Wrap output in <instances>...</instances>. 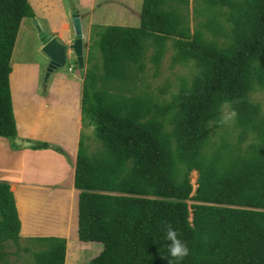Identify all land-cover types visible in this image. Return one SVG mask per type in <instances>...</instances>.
Segmentation results:
<instances>
[{
	"label": "trees",
	"instance_id": "trees-1",
	"mask_svg": "<svg viewBox=\"0 0 264 264\" xmlns=\"http://www.w3.org/2000/svg\"><path fill=\"white\" fill-rule=\"evenodd\" d=\"M189 2L142 0L138 25H93L81 119L102 146L89 154L81 132L74 169L77 237L102 244L88 264H168V224L190 250L172 264H264V109L250 96L264 87V0H194L191 16ZM33 15L29 0H0V135L12 139L10 58L21 19ZM169 47L171 66L193 70L177 88L154 90L142 81L146 60L157 74ZM225 100L237 112L233 137L211 126ZM19 229L0 180V260ZM29 239L47 243L26 264H64V236Z\"/></svg>",
	"mask_w": 264,
	"mask_h": 264
},
{
	"label": "crops",
	"instance_id": "crops-1",
	"mask_svg": "<svg viewBox=\"0 0 264 264\" xmlns=\"http://www.w3.org/2000/svg\"><path fill=\"white\" fill-rule=\"evenodd\" d=\"M94 1L89 0V4ZM104 1L94 9V15L99 19L114 14L108 11L109 1L102 7L104 11L100 10V5ZM140 2L136 4L135 0H127L128 7L117 13L120 15V22L106 23L101 20L99 24L138 25L142 0ZM14 49L15 45L10 58L9 87L17 135L23 140L47 141L60 147L55 149L22 145L11 152L0 147V180L9 182L13 191L20 220L19 234L22 238L50 234L64 236L65 259L69 252H75L78 256V253L84 252L87 247L95 255L102 248V244L96 246L98 244H94L93 241L77 237L79 189L74 185V169L79 137L81 132L84 134L85 129L81 119L83 76L79 68L75 69L74 64L62 72L56 68L50 72L46 80L44 79L45 82L42 84L44 87L41 88L37 82L38 76L40 78L41 64L38 63L39 66L35 67L36 75L28 73L29 63L19 59L18 57L22 55L16 54ZM47 61L48 58L46 65ZM23 66L26 70L21 68ZM0 143H4L1 138ZM20 198L23 199V208L19 203ZM43 212L51 215L49 224L46 218L43 220L39 215ZM44 223L45 226L42 225ZM54 223L62 226L53 231ZM73 264H77V261L75 260Z\"/></svg>",
	"mask_w": 264,
	"mask_h": 264
},
{
	"label": "rangeland",
	"instance_id": "rangeland-1",
	"mask_svg": "<svg viewBox=\"0 0 264 264\" xmlns=\"http://www.w3.org/2000/svg\"><path fill=\"white\" fill-rule=\"evenodd\" d=\"M95 1L90 5L89 0H29L32 9L34 10V15L24 16L21 19L20 26L16 36L17 41L15 39L14 42L15 45L14 50L16 54L19 53V55H22L18 57L19 59L26 60V62L29 63V65H27L28 73H33V75H36L37 72L35 71V67L38 65V63L41 64L42 67L41 68L39 67L40 78L38 76L37 79V82L38 84L40 83L41 88L44 87L42 84H44L45 82L44 79L46 78L45 74L47 67L46 65L47 56L42 50L34 17L37 19V22L39 23L41 28L45 30L47 33L51 35H56L59 40L65 42L66 44H71L74 39V29L71 21V16L72 13L74 12L79 13L81 22L84 26V30H83V36H84L83 37V42H84L83 70H84L85 67L87 66L86 56H87L88 46L91 44V40L94 32L93 25L101 23V20H104V22L106 23L120 22L119 19L120 15L118 16L117 13L119 14V10L128 7V3H126L127 0H105V1L97 0L98 2ZM102 1L104 2L100 5V10L104 11L102 7L105 5L107 1H109L110 2L109 6H107V8L109 9L108 11L114 12V14L112 13L113 15L112 14L108 16L106 15L105 18L99 19V17H96L94 15V9L98 8L99 4ZM140 1L141 0H135L136 4L141 3ZM194 4H195L194 0H190L188 6L190 16L193 15ZM106 11L107 10H105V12ZM197 16L202 17L201 14H198ZM190 20H191L190 24L192 25L194 23V20L193 19ZM131 22L133 21L131 20ZM126 25H134V24H126ZM95 49H96L95 50L96 58H94L93 60L100 61V57H99L100 52L98 48L95 47ZM149 52L150 51H148V53ZM171 53H172V48L169 47L168 50L165 52L164 56L162 57L159 68L157 70V74H153L154 67L148 59L146 60V68L142 72V81L145 83H149L150 87L154 90H157L158 86L160 85H164L168 90L177 88V82L179 81V76L182 75L189 76L193 70L191 63L188 64L176 63L173 66H171L170 65ZM71 64L72 65L74 64L75 69L78 68L73 51H71V49H68L67 62L62 67L61 66L58 67V70L61 72L62 70H67V67ZM21 68L23 70H26L24 66ZM250 96L252 97V99L259 101L262 105V108L264 109V87L256 88L254 91L251 92ZM232 123L233 122H230L229 124L226 125H221V124L215 125V123L211 122V126L214 127L217 132L222 131L224 129H230L228 134L231 137H233V135L236 133V129H233V127H231ZM84 127L85 129L83 130V132L85 135L87 152L91 154L98 151V149L101 148L102 144L101 141L95 135L93 125L84 126ZM16 130H17V125H16ZM216 131L212 132L213 136L217 135ZM18 137L19 136L17 135L14 139H12L11 137L0 135L1 140L4 142V143H0L1 144L0 147L4 148V150L7 149L8 152L15 151L16 148H20L23 145L15 141V139ZM250 139H251L250 137L245 139L243 141V144L247 143V141H249ZM24 140H29V139H24ZM31 141L34 142L33 140ZM196 177H197V170L193 169L190 172V178L193 184V190L194 187L196 186ZM19 201L21 207L23 208L24 206H23L22 198ZM188 202H192V200H188ZM60 203H62V201H60ZM39 215L43 218V220L46 218L47 224H49L51 215H49L46 212L45 213L43 212ZM42 225L45 226V223ZM59 226H62V224L61 225L55 224L53 231H56L59 228ZM51 235L52 234H50L49 236ZM93 242L94 244H98L96 246H101V242L98 241L97 242L93 241ZM6 243L7 246L4 247L5 250L4 257L6 256V258H3V260L1 259L0 264H26V262L32 260V250L38 249L41 244L45 245L47 242L43 241L40 244V242L38 241L34 242L29 238L21 237L18 243H14L11 239L7 240ZM24 245L30 246V249L25 250L23 248ZM78 254L79 255L77 256L75 255V252L74 253L69 252L68 257L65 259L64 264H73L75 260L77 261V264H88L89 259L93 255L92 250H90L88 247L84 252L82 253L79 252Z\"/></svg>",
	"mask_w": 264,
	"mask_h": 264
},
{
	"label": "water",
	"instance_id": "water-1",
	"mask_svg": "<svg viewBox=\"0 0 264 264\" xmlns=\"http://www.w3.org/2000/svg\"><path fill=\"white\" fill-rule=\"evenodd\" d=\"M34 21L41 42L42 50L49 59L46 67L45 80L47 79V76L51 71L66 64L68 49H71V51H73L78 68L83 69L84 66L83 37L84 36H83L81 18L79 16V13L74 12L72 13L71 16V21L74 29V39L71 44H66L61 40H59L56 35H51L47 33L45 30L41 28L35 17H34ZM15 141L23 145H31L33 143L31 140L30 141L23 140L22 138L19 137L16 138Z\"/></svg>",
	"mask_w": 264,
	"mask_h": 264
},
{
	"label": "clouds",
	"instance_id": "clouds-1",
	"mask_svg": "<svg viewBox=\"0 0 264 264\" xmlns=\"http://www.w3.org/2000/svg\"><path fill=\"white\" fill-rule=\"evenodd\" d=\"M221 109V115L218 118L219 124H229L237 117V112L231 109V102L225 100L221 105ZM179 235L178 230H175L171 224L167 225L165 230V239L170 242L168 244V252L172 260L176 261L183 260L190 254L187 244L179 238ZM172 260H168V264H172Z\"/></svg>",
	"mask_w": 264,
	"mask_h": 264
},
{
	"label": "flooded vegetation",
	"instance_id": "flooded-vegetation-1",
	"mask_svg": "<svg viewBox=\"0 0 264 264\" xmlns=\"http://www.w3.org/2000/svg\"><path fill=\"white\" fill-rule=\"evenodd\" d=\"M48 61H49V59H48ZM48 61H47V64H48Z\"/></svg>",
	"mask_w": 264,
	"mask_h": 264
}]
</instances>
